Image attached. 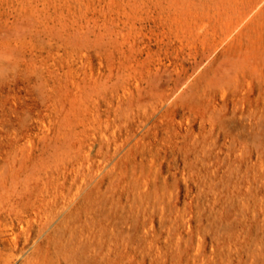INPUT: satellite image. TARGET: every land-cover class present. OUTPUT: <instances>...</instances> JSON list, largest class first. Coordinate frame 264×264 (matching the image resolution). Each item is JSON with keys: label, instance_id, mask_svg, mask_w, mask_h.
I'll return each mask as SVG.
<instances>
[{"label": "rangeland", "instance_id": "1", "mask_svg": "<svg viewBox=\"0 0 264 264\" xmlns=\"http://www.w3.org/2000/svg\"><path fill=\"white\" fill-rule=\"evenodd\" d=\"M0 264H264V0H0Z\"/></svg>", "mask_w": 264, "mask_h": 264}]
</instances>
